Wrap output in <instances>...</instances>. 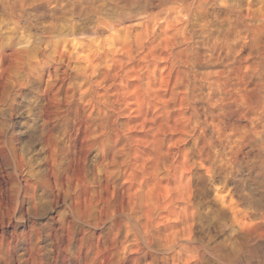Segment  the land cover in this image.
<instances>
[{"label":"clouds","instance_id":"1","mask_svg":"<svg viewBox=\"0 0 264 264\" xmlns=\"http://www.w3.org/2000/svg\"><path fill=\"white\" fill-rule=\"evenodd\" d=\"M0 264H264V0H0Z\"/></svg>","mask_w":264,"mask_h":264}]
</instances>
